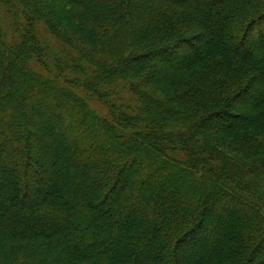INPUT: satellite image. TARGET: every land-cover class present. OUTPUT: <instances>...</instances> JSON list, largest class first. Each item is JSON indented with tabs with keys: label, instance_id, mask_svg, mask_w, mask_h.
Returning <instances> with one entry per match:
<instances>
[{
	"label": "trees",
	"instance_id": "obj_1",
	"mask_svg": "<svg viewBox=\"0 0 264 264\" xmlns=\"http://www.w3.org/2000/svg\"><path fill=\"white\" fill-rule=\"evenodd\" d=\"M0 2V264H264V0Z\"/></svg>",
	"mask_w": 264,
	"mask_h": 264
},
{
	"label": "rangeland",
	"instance_id": "obj_2",
	"mask_svg": "<svg viewBox=\"0 0 264 264\" xmlns=\"http://www.w3.org/2000/svg\"><path fill=\"white\" fill-rule=\"evenodd\" d=\"M10 22H7V16H6V13H5V10H4V8H3V6H2V4H1V2H0V34L3 36V40H5L6 41V44H8V45H10L11 44V42H12V39H13V37H15L14 36V34H15V30H13V28H11V25L9 24ZM35 31H36V35H37V38L39 37V38H41L42 40H43V42L45 43V44H47L48 42H50L51 44H53L54 45V47L52 48V51H51V53H49V54H51L50 55V60H53L54 58L52 57V54L55 56V54H57L56 52H57V50H60V46H59V44H56V42L54 43V42H51V37L49 36V34L47 35V33L45 32V31H40V29L38 28V26L35 28ZM47 35H45V34ZM16 35V37H17V34H15ZM19 37V36H18ZM55 45H57V46H55ZM56 48V49H55ZM61 54V53H60ZM59 55V54H58ZM57 56V55H56ZM41 64V63H40ZM48 67H49V70L51 69V65L50 64H41L40 65V67H37V66H34V68H36V69H38V70H40L41 69V71H42V73H40L41 75H42V77L44 76L45 77V73H47L48 72ZM40 68V69H39ZM74 87V86H73ZM163 97L165 96V97H171V96H173L174 95V92L173 91H166V90H162V91H160L159 92ZM128 98H129V96H127ZM127 99V98H126ZM129 100V99H128ZM93 101V102H92ZM125 101H127V100H125ZM88 102H90L89 103V105L92 107V108H94L95 110H97L98 112H100V113H102V114H105V111L102 109V107L101 106H99L98 105V103L97 102H95L94 100H88ZM239 105H240V103H239ZM237 110H240L239 108H237ZM214 142H216V143H220V144H222L223 146V148H228V151H229V149H230V145H229V143L227 142L226 144H224V142L222 141V139L221 138H215L214 137ZM219 144V145H220ZM200 150H202V149H200Z\"/></svg>",
	"mask_w": 264,
	"mask_h": 264
}]
</instances>
